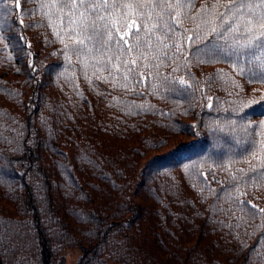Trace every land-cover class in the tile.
Wrapping results in <instances>:
<instances>
[{
  "label": "trees",
  "instance_id": "1",
  "mask_svg": "<svg viewBox=\"0 0 264 264\" xmlns=\"http://www.w3.org/2000/svg\"><path fill=\"white\" fill-rule=\"evenodd\" d=\"M179 2L0 5V264H264L262 0Z\"/></svg>",
  "mask_w": 264,
  "mask_h": 264
},
{
  "label": "snow or ice",
  "instance_id": "2",
  "mask_svg": "<svg viewBox=\"0 0 264 264\" xmlns=\"http://www.w3.org/2000/svg\"><path fill=\"white\" fill-rule=\"evenodd\" d=\"M107 2V0H105V3ZM166 2V0H165ZM165 2H161L159 4L154 5L153 3H145L143 2V0H128V3L126 5H123L124 7H126L129 12H130V16L131 15H135V12L132 11L133 9H140L142 11L145 12V15L147 13L148 10H154L155 7H160V8H164L165 7ZM4 3V0H0V5H2ZM19 4V0H17V5ZM262 7H264V0H262ZM167 7L169 9H171L173 7L172 4L168 3ZM176 8L181 7V4L179 2V0H177V3L175 5ZM204 12H208L209 15H213L214 13L210 12V10L208 9H204ZM180 13L177 12V16H179ZM22 23V21H21ZM218 26H213L214 24H217ZM257 24L259 26V29H261V31L259 32V34H255L253 32L252 28L248 27V22L246 21L243 25V30L246 34H252L250 39L248 40V44L247 45H242V47L245 48H259L261 50H264V17H261L258 21ZM128 27H131L132 25H127ZM180 27V23L177 20L175 22V26H168V25H164L163 29L164 31H166L167 33L170 34V38H173V44L172 47L176 48V55H179L181 52V49L177 46V44L175 43L176 40L180 39V32L177 31V29ZM206 29L210 30L215 38H217L218 40H223L226 36L227 33H241L242 29H241V25H240V14H239V7L237 5H230L227 10L223 13H219L218 14V22L217 21H213L212 19H209L206 24H205ZM199 38V36H197V39ZM187 40L189 42L195 43V41L193 40V38L191 36L187 37ZM81 43H83L81 41ZM208 43H211V41H209ZM227 41H225V43L223 45H220L219 47H217L216 49H207L205 47V51L208 53L210 58H214L216 56H219L220 53L223 51V49L225 47H227ZM239 43V42H237ZM191 45H189L190 47ZM138 47V45H137ZM197 48H201V45H196ZM166 55V54H165ZM243 55H247V52L243 53ZM133 63H135V61H133ZM127 71L132 72L133 70L131 68H128ZM135 78V77H134ZM179 84L181 85H186V82L183 80L179 81ZM4 223V221H0V224ZM17 235L21 236V237H26V233L24 232H17ZM4 239V235L3 233H0V241H3ZM25 247H27V244H24ZM0 248H2V245H0ZM20 264H27V259L22 257Z\"/></svg>",
  "mask_w": 264,
  "mask_h": 264
},
{
  "label": "rangeland",
  "instance_id": "3",
  "mask_svg": "<svg viewBox=\"0 0 264 264\" xmlns=\"http://www.w3.org/2000/svg\"><path fill=\"white\" fill-rule=\"evenodd\" d=\"M66 252H67V264H74L76 259L78 258L80 250L77 248H72V249H68Z\"/></svg>",
  "mask_w": 264,
  "mask_h": 264
}]
</instances>
